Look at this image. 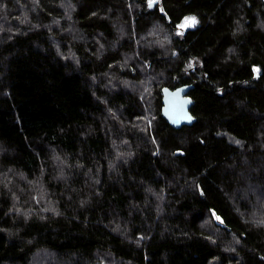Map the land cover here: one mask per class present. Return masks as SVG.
Returning <instances> with one entry per match:
<instances>
[{
  "label": "trees",
  "instance_id": "obj_1",
  "mask_svg": "<svg viewBox=\"0 0 264 264\" xmlns=\"http://www.w3.org/2000/svg\"><path fill=\"white\" fill-rule=\"evenodd\" d=\"M151 1L0 0V264H264V0Z\"/></svg>",
  "mask_w": 264,
  "mask_h": 264
},
{
  "label": "water",
  "instance_id": "obj_2",
  "mask_svg": "<svg viewBox=\"0 0 264 264\" xmlns=\"http://www.w3.org/2000/svg\"><path fill=\"white\" fill-rule=\"evenodd\" d=\"M160 5L163 9L160 0H155L149 3L150 8ZM194 84L178 86L175 89L169 87L163 88V118L174 128L180 129L183 126H190L196 118L191 113V108L194 105V100L190 92L194 89Z\"/></svg>",
  "mask_w": 264,
  "mask_h": 264
},
{
  "label": "rangeland",
  "instance_id": "obj_3",
  "mask_svg": "<svg viewBox=\"0 0 264 264\" xmlns=\"http://www.w3.org/2000/svg\"><path fill=\"white\" fill-rule=\"evenodd\" d=\"M153 1H155V0H153ZM153 1H151V2H153ZM154 8H155V7H154ZM150 9H153V8H150ZM186 26H187V24L185 23L184 26H183V28L186 27ZM222 135L225 136V137L228 139L229 142H231V143H235V144H237V145H242V141L237 140V139L234 138L233 136H231V135H229V134H227V133H223Z\"/></svg>",
  "mask_w": 264,
  "mask_h": 264
},
{
  "label": "bare ground",
  "instance_id": "obj_4",
  "mask_svg": "<svg viewBox=\"0 0 264 264\" xmlns=\"http://www.w3.org/2000/svg\"><path fill=\"white\" fill-rule=\"evenodd\" d=\"M37 27H38V26H37ZM53 38H54V37H53ZM56 45H57V44H56ZM58 46L60 47L61 45L59 44ZM58 46H57V47H58ZM59 47H58V48H59ZM191 60H192V59H191ZM187 61H188V60H187ZM197 63H198V62H197ZM188 64H189V63H188ZM185 65H186V64H185ZM194 65H195V62H194ZM194 65H193V66H194ZM191 66H192V65H191ZM186 67H187V66H186ZM188 67H189V66H188ZM195 68H196V67H195ZM195 68H193V69H195ZM183 71H184V70H183ZM189 71H190V70H189ZM194 71H195V70H194ZM184 72H186V71H184ZM187 72H188V71H187ZM183 74H184V73H183ZM178 75H179V74H178ZM180 77H181V76H180ZM187 77H188V76H187ZM184 78H185V77H184ZM182 80H183V79H182ZM186 80H187V81H190V79H186ZM179 82H180V80H179ZM191 82H192V81H191ZM180 83H181V82H180ZM185 83H186V82H185ZM185 83H184V85H185ZM189 83H190V82H189ZM169 88H170V87H169ZM174 88H175V87H174ZM193 106H194V105H193ZM214 214H215V213H214ZM214 219H215V218H214ZM217 223H218V222H217Z\"/></svg>",
  "mask_w": 264,
  "mask_h": 264
},
{
  "label": "snow or ice",
  "instance_id": "obj_5",
  "mask_svg": "<svg viewBox=\"0 0 264 264\" xmlns=\"http://www.w3.org/2000/svg\"><path fill=\"white\" fill-rule=\"evenodd\" d=\"M185 23L187 24V23H188V21L186 20V21H185ZM183 26H184V25H182V27H183ZM218 219H219V218H218Z\"/></svg>",
  "mask_w": 264,
  "mask_h": 264
},
{
  "label": "flooded vegetation",
  "instance_id": "obj_6",
  "mask_svg": "<svg viewBox=\"0 0 264 264\" xmlns=\"http://www.w3.org/2000/svg\"><path fill=\"white\" fill-rule=\"evenodd\" d=\"M238 140V139H237Z\"/></svg>",
  "mask_w": 264,
  "mask_h": 264
}]
</instances>
